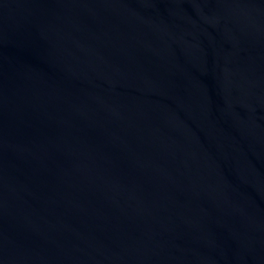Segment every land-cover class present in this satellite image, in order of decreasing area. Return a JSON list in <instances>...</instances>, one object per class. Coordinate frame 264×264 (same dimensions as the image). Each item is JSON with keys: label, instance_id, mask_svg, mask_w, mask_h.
Wrapping results in <instances>:
<instances>
[{"label": "water", "instance_id": "water-1", "mask_svg": "<svg viewBox=\"0 0 264 264\" xmlns=\"http://www.w3.org/2000/svg\"><path fill=\"white\" fill-rule=\"evenodd\" d=\"M0 264H264V0H0Z\"/></svg>", "mask_w": 264, "mask_h": 264}]
</instances>
